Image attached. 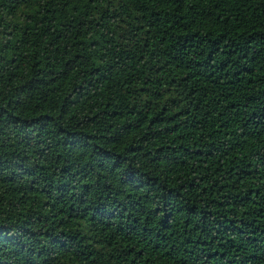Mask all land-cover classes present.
Listing matches in <instances>:
<instances>
[{
	"label": "trees",
	"instance_id": "trees-1",
	"mask_svg": "<svg viewBox=\"0 0 264 264\" xmlns=\"http://www.w3.org/2000/svg\"><path fill=\"white\" fill-rule=\"evenodd\" d=\"M0 264H264V0H0Z\"/></svg>",
	"mask_w": 264,
	"mask_h": 264
}]
</instances>
